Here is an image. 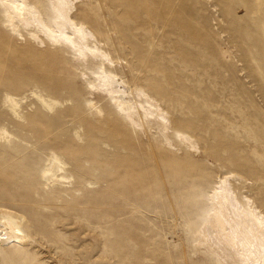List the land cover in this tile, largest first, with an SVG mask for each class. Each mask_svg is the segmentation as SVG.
<instances>
[{
  "label": "rangeland",
  "instance_id": "1",
  "mask_svg": "<svg viewBox=\"0 0 264 264\" xmlns=\"http://www.w3.org/2000/svg\"><path fill=\"white\" fill-rule=\"evenodd\" d=\"M155 1L115 0L114 6L110 0H81L77 5L88 9L92 17L83 20L92 29L100 28L97 35L119 64L117 73L130 84L155 95L169 111L173 126L190 133L200 145L201 152L193 154L176 140L179 151L169 152V156L181 159L184 168L206 162L215 169L246 175L250 182L248 193L260 205L264 196V0ZM225 3L232 4V14ZM1 18L0 14V129L8 130V137L0 139V144L24 143L25 150L17 157L31 158V153L37 157L28 160L31 164L24 161L28 169L23 172L19 167L21 171L10 178L7 174L19 159L5 160L0 154V217L19 227L30 242L17 257L18 262L8 264H216L214 257L196 250L192 242L191 228L202 218L207 206L202 199L190 206L184 200L181 180L178 181L184 171L173 162L164 167L157 155L163 149L158 148L156 132H141L134 138V145L146 150L145 158L150 159L151 166L155 165L153 177L141 180L146 183L139 187L142 198L138 199L147 203L127 209L131 210L129 217L146 218L148 221L141 219L143 226L149 222L153 227L144 234L143 239L150 237V240L142 239L144 244L140 243V249L128 250L115 240V251L106 258L102 255L103 234L111 226L105 213L120 208L76 203L79 201L76 198L82 196H72L69 192L76 185V176L55 186L57 190L68 191L63 196L58 192L43 195L37 186L45 192L52 188L44 186L45 180L39 176L47 164L45 153L38 148L42 133L51 132L52 139L67 132L74 142L84 143L82 116L95 118L88 112L82 115L87 111V101L104 105L106 100L93 97L75 63L66 56V65L75 72L72 82L79 95H74L67 83L56 84L50 79L47 67L52 62V53L61 54L60 51L50 46L38 47L37 43L10 33L3 28ZM40 63L45 67L43 72ZM58 74L64 80L68 70L61 69ZM153 81L162 90L153 88ZM33 91L52 103L45 105L36 100ZM7 95L19 99L15 98L21 114L35 115L34 126L24 132L29 134L27 140L21 136L22 129L5 115L4 110L8 111L10 104ZM104 128L108 131L107 125ZM118 136H108L117 145L106 146L105 150L112 152L107 153L106 159H113L108 172L118 165L114 160L124 156L118 144L122 145L125 134ZM234 154L238 155L242 169L228 164ZM102 174L98 172L89 178L91 190L101 187L97 179ZM55 184H60V180ZM150 187L152 192H147ZM29 211L38 218L42 216L37 233L26 218ZM28 252L36 254L28 259L25 258ZM124 255L126 262L122 259Z\"/></svg>",
  "mask_w": 264,
  "mask_h": 264
},
{
  "label": "bare ground",
  "instance_id": "2",
  "mask_svg": "<svg viewBox=\"0 0 264 264\" xmlns=\"http://www.w3.org/2000/svg\"><path fill=\"white\" fill-rule=\"evenodd\" d=\"M80 1L0 0L3 28L24 40L28 39L32 43H37L38 47L50 46L60 51L61 54L52 53L51 55L52 62L47 67V71L51 75L50 79L59 85L61 83L58 82L61 81L67 83L75 92L74 95L78 94V90L72 82L75 72L66 65L65 56L69 57L75 63L73 65L77 68L80 77L87 82V88L93 97L98 96V98L106 100L104 105H100L94 100L87 101V111L82 115H86L88 112V114H93L95 118L88 115L82 116V125L85 131L84 143L74 142L66 134L67 132L59 135V138L52 139L49 136L51 132L42 133L38 148L45 153L44 158L47 164L39 176L45 180L44 186L49 185L52 189L48 187L51 191L45 192L41 186H37L39 190L43 192L44 196H47L45 193L55 194L57 192L63 196L68 191L57 190L55 186H60L65 180L76 176V185L69 191L72 196H82L80 197L81 200L76 198L79 200L76 203L79 202L89 207L120 208L118 211L105 213L110 218L107 221L111 226L103 234L102 255L106 258V255L115 251V240L125 247L127 246L128 250L133 251L140 245L144 234L150 233L153 227L149 222L143 226L141 219L146 218H140L136 215L129 217L131 210L127 209H136L147 203L138 199L142 198V191L139 187L146 183L141 182V180L147 176L153 177L154 170L152 167L155 166H151L150 159L145 158L147 157L146 150L143 149L144 151H142L134 145V138L141 132H156L160 142L158 148L163 149V153L159 155L158 149V152H155H157L164 167L173 162L179 170L184 171L182 177L178 179V181L181 180L180 187L184 200L190 206L197 205L202 199L207 206L206 212L201 215L202 218H198V223L191 228L194 248L214 257L216 264H264V196L259 205L249 195L247 188L250 182L246 175L233 170L215 169L206 162L190 164L189 167L184 168L181 159L169 156V152L179 151L176 140L185 150L193 154L201 152L200 145L190 133L173 126L169 111L155 95L143 87L130 84L117 73L119 64L111 52L104 48L97 35V32L101 33L100 28L92 29L83 20L84 18L92 19V17L88 9L78 7L77 3ZM113 1L115 2V0H110V3L115 6ZM152 2L156 1L152 0ZM116 5L120 6L119 1H116ZM251 5H253V1ZM225 7L232 14V4L225 3ZM256 47L262 49L259 45ZM39 65L40 72H43L45 70L43 63ZM61 69L62 72L68 70L64 80L58 74ZM153 88L162 90L157 81H153ZM31 94L45 105L52 103L50 99L38 92L33 91ZM7 96L10 104H6L9 109L8 111L4 110L5 115L15 123V126L22 129L21 136L23 139L29 138V134H24V132L27 128L34 126L35 115L24 116L25 114H21L19 101L16 100L18 98L14 95V97L12 95ZM104 125L108 126V131ZM122 132L125 134L124 141L122 145L118 144V146L121 151L124 150V156L117 157L114 161L118 165L111 169L112 172H108L113 159H106L107 153L110 152L105 150L106 146L117 147L115 145L116 140H110L108 136L119 137L118 135H122ZM65 134L66 138H63ZM7 137L8 130L1 127L0 139ZM47 138L50 139L43 141ZM23 144L18 143L14 146L11 145L12 147L8 144H0V154L5 160H14L25 150ZM35 145L36 143L30 147ZM30 156L32 157H17L19 160L15 162L14 168L11 167L12 169L7 176L12 178L17 175V172L27 170L28 168L23 162L27 161L31 164L28 160L37 158L35 153H31ZM237 158L238 155L234 154L233 159L228 161V164L242 169L241 162ZM166 169L169 171V166ZM98 172L103 173L97 179V184L99 183L101 187L91 190L88 187L89 178ZM245 172L251 173L250 171ZM58 176H61L60 179ZM170 177L172 176L170 175ZM39 180L42 183V179ZM59 180L60 184H55V181ZM109 189H111L110 193L107 192ZM147 192H152V187L147 188ZM28 193L30 194L29 190ZM144 193L146 194V192ZM88 214H93L99 218L97 217L98 214L96 215L93 211H88ZM120 217L126 218L121 219ZM26 218L33 231L39 232L38 224L43 221L42 216L40 215L39 219L36 214L29 211ZM147 238L150 240V237ZM147 240L144 237L142 241L146 242ZM29 243L27 235L19 227L0 217V264L18 262L17 257L25 252V245H29ZM161 247L159 246V249ZM119 250L117 249V251ZM31 254L36 253L28 252L25 258H31ZM130 256L127 258L130 259ZM122 259L121 261L126 262V256ZM23 264L29 263L24 262ZM83 264L87 263L84 262Z\"/></svg>",
  "mask_w": 264,
  "mask_h": 264
}]
</instances>
